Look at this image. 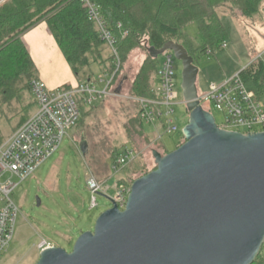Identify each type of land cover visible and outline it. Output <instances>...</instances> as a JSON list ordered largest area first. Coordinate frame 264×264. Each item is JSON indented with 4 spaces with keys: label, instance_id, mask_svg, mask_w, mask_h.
Instances as JSON below:
<instances>
[{
    "label": "water",
    "instance_id": "1",
    "mask_svg": "<svg viewBox=\"0 0 264 264\" xmlns=\"http://www.w3.org/2000/svg\"><path fill=\"white\" fill-rule=\"evenodd\" d=\"M168 51L183 67L185 143L165 156L154 151L157 169L132 184L123 211L112 201L72 252L45 249L37 264H253L260 254L264 132L221 129L200 105L199 69L187 50L151 52Z\"/></svg>",
    "mask_w": 264,
    "mask_h": 264
},
{
    "label": "rangeland",
    "instance_id": "2",
    "mask_svg": "<svg viewBox=\"0 0 264 264\" xmlns=\"http://www.w3.org/2000/svg\"><path fill=\"white\" fill-rule=\"evenodd\" d=\"M223 13L229 34L228 48L217 50L214 55H197L194 62L199 69L198 88L201 96L206 94L211 82H220L225 77L239 74L264 54V10L252 19L245 18L239 8L233 6L226 8ZM185 32L196 46L203 45L196 24L188 25ZM146 47L132 51L124 62L123 70L113 87L116 92L122 85V91L88 112L68 132L59 151L12 194L11 200L18 207L19 213L14 239L7 252L0 256V264H37L45 242L72 252L77 239L85 232H93L97 219L112 208L115 185L119 181L132 187L136 180L157 169L154 151L165 156L174 152L180 143V146L185 143L183 130L189 123L190 114L183 103L182 63L173 53L174 93L179 103L175 107V117L179 131L158 140L152 127L144 126L142 132L139 125L134 123L139 119L132 90L149 55ZM103 52L106 59L111 58L110 49L104 47ZM163 57L159 55L158 63L163 61ZM99 74V69L92 66L78 77V81L86 82L90 75L97 78ZM23 110V106L16 102L11 107L0 105V133L3 138L11 134ZM211 114L217 125L221 126L224 121L222 113L212 110ZM126 146L134 148L137 157L126 167L115 171L112 168L113 151H121ZM91 175L107 184V194H92L87 186ZM94 198L97 199L96 208H92ZM263 258L264 248L259 260Z\"/></svg>",
    "mask_w": 264,
    "mask_h": 264
},
{
    "label": "trees",
    "instance_id": "3",
    "mask_svg": "<svg viewBox=\"0 0 264 264\" xmlns=\"http://www.w3.org/2000/svg\"><path fill=\"white\" fill-rule=\"evenodd\" d=\"M101 6L105 18L116 37V50L121 60V70L115 76L116 84L129 54L142 46L149 53L142 66L132 93L136 98L155 97V81L160 67L158 57L169 44L184 47L196 60L197 55H214L227 43L229 34L225 27L223 11L233 6L242 15L252 19L264 10V0H89ZM263 6V10H262ZM222 13V14H221ZM46 23L50 33L62 51L73 74L78 78L87 69L97 65L101 74H113L111 60L104 57V47L95 23L90 19L83 0H7L0 5V105L11 107L14 102L23 106L21 118L11 134L5 138L0 133V145L16 132L36 112L32 101L31 82L37 78V68L23 36ZM196 24L203 45L196 46L185 32L190 24ZM125 33L127 35L125 36ZM240 76L246 87L259 98L264 95V62L249 64ZM89 76L86 82L93 81ZM81 84V83H80ZM122 86V85H120ZM63 87L62 89H69ZM136 104V103H135ZM138 107V119L134 122L144 131ZM80 104L81 120L91 110ZM79 121V123H80ZM78 123V124H79ZM181 144V143H180ZM179 144L178 148L181 147ZM177 148V149H178ZM120 151H113L114 162ZM124 184V181H119ZM264 248V245L262 249ZM261 249V250H262ZM259 256L253 264H264Z\"/></svg>",
    "mask_w": 264,
    "mask_h": 264
},
{
    "label": "built area",
    "instance_id": "4",
    "mask_svg": "<svg viewBox=\"0 0 264 264\" xmlns=\"http://www.w3.org/2000/svg\"><path fill=\"white\" fill-rule=\"evenodd\" d=\"M7 0H0V5ZM90 19L95 23L101 39L112 52L114 73L105 72L93 81L83 82L69 89H49L38 78L31 82V91L36 104V112L16 132L0 145V256L10 247L16 228L19 209L11 200L17 188L29 179L55 153L59 151L68 132L81 120L80 104L93 108L115 95L114 79L121 70V60L116 50V37L108 24L101 6L83 0ZM127 33H125V36ZM228 48V44L221 49ZM158 70V82L152 99L133 98L140 107V120L154 129L157 139L174 135L179 131L176 123L175 107L179 105L175 97V62L172 52L163 54ZM264 62V54L253 62ZM252 62V63H253ZM200 105L209 113L216 110L224 117L221 129L243 135L264 132V95L249 90L240 73L220 82H211L208 91L199 95ZM184 103V102H183ZM137 157L132 147H124L112 168L117 171ZM16 180V181H15ZM92 194H107V184L91 175L87 180ZM113 202L121 211L126 208L131 187L117 183ZM98 207L94 198L92 208ZM55 246L45 242L41 250Z\"/></svg>",
    "mask_w": 264,
    "mask_h": 264
},
{
    "label": "crops",
    "instance_id": "5",
    "mask_svg": "<svg viewBox=\"0 0 264 264\" xmlns=\"http://www.w3.org/2000/svg\"><path fill=\"white\" fill-rule=\"evenodd\" d=\"M23 40L37 68V78L41 79L49 89L54 90L65 86L75 87L83 83L78 81V78L73 74L46 23L27 32L23 36ZM94 66L99 69L97 65ZM157 82L158 78H156L155 86Z\"/></svg>",
    "mask_w": 264,
    "mask_h": 264
}]
</instances>
